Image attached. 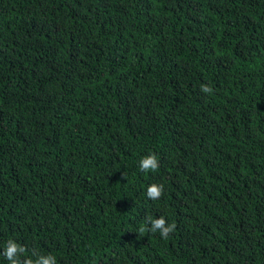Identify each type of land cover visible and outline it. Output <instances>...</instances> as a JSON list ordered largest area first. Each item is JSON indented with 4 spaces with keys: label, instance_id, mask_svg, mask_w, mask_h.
<instances>
[{
    "label": "trees",
    "instance_id": "1",
    "mask_svg": "<svg viewBox=\"0 0 264 264\" xmlns=\"http://www.w3.org/2000/svg\"><path fill=\"white\" fill-rule=\"evenodd\" d=\"M9 238L58 264H264V0H0Z\"/></svg>",
    "mask_w": 264,
    "mask_h": 264
},
{
    "label": "clouds",
    "instance_id": "2",
    "mask_svg": "<svg viewBox=\"0 0 264 264\" xmlns=\"http://www.w3.org/2000/svg\"><path fill=\"white\" fill-rule=\"evenodd\" d=\"M201 90L204 93L211 92L210 87L207 85H202ZM158 167V158L153 153L143 155L139 159L138 168L143 173L155 172ZM162 193L163 185L159 183H151L146 188V196L152 201L158 200ZM174 227L175 225L170 223L163 215H147L139 231L144 232L148 230L166 238L173 231ZM0 248H2V251H0V264H2V261H7L8 264H58L57 256L54 253L32 251L31 254H28L26 246L14 238H9L0 243Z\"/></svg>",
    "mask_w": 264,
    "mask_h": 264
}]
</instances>
